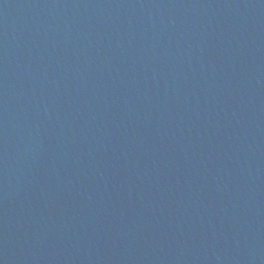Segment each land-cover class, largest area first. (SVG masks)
<instances>
[{
  "label": "water",
  "instance_id": "95a60500",
  "mask_svg": "<svg viewBox=\"0 0 264 264\" xmlns=\"http://www.w3.org/2000/svg\"><path fill=\"white\" fill-rule=\"evenodd\" d=\"M0 264H264V0H0Z\"/></svg>",
  "mask_w": 264,
  "mask_h": 264
}]
</instances>
